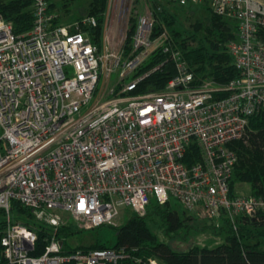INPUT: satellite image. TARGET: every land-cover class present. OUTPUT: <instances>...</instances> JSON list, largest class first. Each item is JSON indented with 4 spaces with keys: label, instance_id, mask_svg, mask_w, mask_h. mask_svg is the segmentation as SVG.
I'll list each match as a JSON object with an SVG mask.
<instances>
[{
    "label": "built area",
    "instance_id": "obj_1",
    "mask_svg": "<svg viewBox=\"0 0 264 264\" xmlns=\"http://www.w3.org/2000/svg\"><path fill=\"white\" fill-rule=\"evenodd\" d=\"M50 2L33 0V25L21 33L0 13V260L140 264L121 247L65 250L57 232L70 219L92 229L128 210L144 215L152 199H173L234 229L264 214V194L232 191L238 156L229 145L264 111V0H146L140 13L129 0H108L99 42L89 32L95 15L55 22ZM179 6L236 20L228 50L239 76L195 77L157 13ZM158 48L176 73L160 90L141 91L163 62L138 68ZM193 145L200 157L189 162ZM15 201L36 225L16 219ZM38 225L47 243L34 254Z\"/></svg>",
    "mask_w": 264,
    "mask_h": 264
},
{
    "label": "trees",
    "instance_id": "obj_2",
    "mask_svg": "<svg viewBox=\"0 0 264 264\" xmlns=\"http://www.w3.org/2000/svg\"><path fill=\"white\" fill-rule=\"evenodd\" d=\"M62 1L63 5L66 6L73 0ZM107 4L108 0H92L87 8V13L84 14L95 15L98 18V25L89 28V32L97 42L100 41ZM54 7L55 2L51 1L50 8L52 11H54ZM196 8L179 6L171 12L164 7L162 11H157V13L168 28L174 44L181 49L189 68L198 80L213 78L219 82H226L239 76L240 70L235 65L234 58L228 50V42L237 37L238 25L236 20L218 15L206 8L208 13L193 17L189 26L180 25L177 11L182 10L190 13ZM0 13L12 24L15 32H24L33 25V0H0ZM81 16L83 15L78 17ZM59 18L56 15L54 21L59 22ZM136 21V16H132L130 34L135 28ZM161 28L160 25H156L155 34ZM162 62L160 67L149 73L140 82L139 90H160L168 79L176 73L173 61L168 59V55L160 48L153 51L148 59L139 66L138 70L140 72L146 71ZM229 145L238 156L231 179L232 191L240 193L236 192L234 188L233 180L235 177V179L250 185L248 194H264V111L253 114L250 117L245 135L240 139L233 140ZM199 157L197 145L189 148L186 160L193 162ZM175 203L176 201L173 199L164 203L152 199L144 215L130 212L129 218L116 228V242L113 245L95 240L90 244H77L75 247H121L130 254V259L141 258L146 264H149V259H156L159 264H264V214L247 218L239 224L238 229H234L226 223L223 229L224 240L214 246L195 245L187 250L177 251L167 241L158 238L151 227V223L159 222V226L163 230L173 234L186 225L188 217L185 215V209L176 207ZM0 212L2 213L1 209ZM13 212L20 222L30 217L33 221L24 224L36 225L29 208L21 203L17 201L13 203ZM4 224L5 220H0V227ZM37 231L39 239L34 254L41 253L47 243L46 236L48 233L40 228V225L37 226ZM78 231L70 224L61 227L57 234L65 242L67 238ZM68 247L71 246L65 244V250H68ZM143 262L140 264H144ZM0 264L14 263L1 259Z\"/></svg>",
    "mask_w": 264,
    "mask_h": 264
},
{
    "label": "rangeland",
    "instance_id": "obj_3",
    "mask_svg": "<svg viewBox=\"0 0 264 264\" xmlns=\"http://www.w3.org/2000/svg\"><path fill=\"white\" fill-rule=\"evenodd\" d=\"M55 2L54 12L60 18L59 22H68L73 19L79 18L78 16L84 15L88 11V6L92 0H73L70 1L66 6L63 5L62 0H51ZM131 8L133 5L137 4L138 12H142L143 3L146 0H129ZM135 1V2H134ZM174 10V8H172ZM208 13L206 7H197L196 10L191 11L190 13L182 10H178L177 14L179 16V22L182 26H189L192 18L198 15H205ZM232 148V147H231ZM233 176V175H232ZM234 188L236 192L248 194L250 191V185L247 182L239 181L238 179L233 180ZM176 207L183 209V206L176 201ZM185 215L188 217V223L184 225L176 233H168L163 228L159 226V222L151 223V227L158 238L167 241L171 247L177 251H184L189 249L192 246H203L209 245L214 246L222 242L225 238V233L223 229L226 226V222L211 219L199 211H191L185 209ZM130 216V211L122 213L114 223L108 225L104 224L97 229H79L76 222L73 219H70V224L73 225L78 232L71 235L66 239V245H77V244H90L95 240H100L103 243L108 245H113L116 242V228L124 223ZM68 217V216H66ZM0 220H3L2 213L0 212ZM33 221L30 217H27L22 223H30ZM6 223V222H5ZM6 224L0 227V232L5 228ZM264 239V236H263Z\"/></svg>",
    "mask_w": 264,
    "mask_h": 264
}]
</instances>
